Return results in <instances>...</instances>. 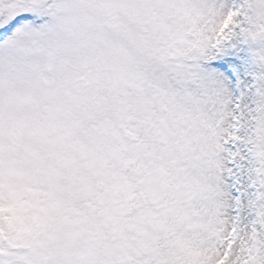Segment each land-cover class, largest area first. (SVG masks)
Wrapping results in <instances>:
<instances>
[{
  "label": "snow or ice",
  "instance_id": "obj_1",
  "mask_svg": "<svg viewBox=\"0 0 264 264\" xmlns=\"http://www.w3.org/2000/svg\"><path fill=\"white\" fill-rule=\"evenodd\" d=\"M0 264H264V0H0Z\"/></svg>",
  "mask_w": 264,
  "mask_h": 264
}]
</instances>
